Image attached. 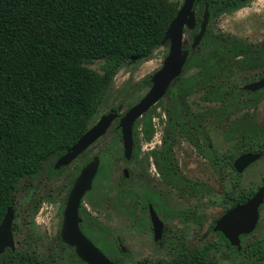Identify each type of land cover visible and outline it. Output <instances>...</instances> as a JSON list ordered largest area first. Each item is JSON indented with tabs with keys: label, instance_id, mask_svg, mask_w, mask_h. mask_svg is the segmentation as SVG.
Returning <instances> with one entry per match:
<instances>
[{
	"label": "rangeland",
	"instance_id": "obj_1",
	"mask_svg": "<svg viewBox=\"0 0 264 264\" xmlns=\"http://www.w3.org/2000/svg\"><path fill=\"white\" fill-rule=\"evenodd\" d=\"M173 1L182 5L184 0ZM204 1L211 5L207 30L200 43L189 48L192 53L180 80L174 81L166 95L136 121L132 159H124L122 132L119 121L115 120L106 134L89 147L86 156H79L60 174L44 172L31 184L20 188L14 218L18 228L14 250L38 255V264H88L79 259L72 246L59 244V233L69 182L89 158L99 155L98 172L91 190L82 200L81 215L85 217L84 228L88 232L96 231L90 238L117 264L169 259L181 248L188 252L208 251L204 264L253 262L249 253L256 246H264V202L255 230L241 238L242 253L228 247L212 225L234 206L226 202L228 193H251L252 196L264 186V91L255 94L250 106L236 108L224 118H220V111L231 98L217 100L216 94L212 95L213 99L205 97H210V89L222 86L236 89L264 75V59L251 69L240 61L245 55L233 56L224 63L222 57L216 56L222 47L238 42L252 43L259 50L264 47V0H232L221 6L218 0ZM201 15L202 12H197L199 21L193 30H199ZM193 30L185 31V48L193 41ZM168 51L167 42L147 59L120 65L103 100L91 114L88 128L114 106H121L120 114H124L136 103L150 88L146 80H151L152 74L162 66ZM103 63L104 60L96 59L89 67L102 73ZM192 75L209 79L203 85L185 86L183 83ZM176 95L182 99L181 108L176 106ZM186 104L192 112L207 115L202 127L192 125V117L185 123L186 116L183 117L184 127L174 125V121L168 125L178 169L188 180L169 184L158 174L155 151L165 136L163 129L168 114L176 112L177 122L178 111L183 113ZM226 107L229 109V105ZM216 115L221 121H215ZM248 150L262 154L243 172L236 171L227 159L234 161ZM124 168L128 169V178L123 175ZM148 190L159 195L158 214L165 224L163 238L157 241L148 209L142 205ZM34 205H38L36 212H33ZM173 242L178 245L174 250L169 247ZM0 264L4 263L0 260Z\"/></svg>",
	"mask_w": 264,
	"mask_h": 264
},
{
	"label": "trees",
	"instance_id": "obj_2",
	"mask_svg": "<svg viewBox=\"0 0 264 264\" xmlns=\"http://www.w3.org/2000/svg\"><path fill=\"white\" fill-rule=\"evenodd\" d=\"M218 1L221 6L232 0ZM201 2L198 14L203 12L205 1ZM198 3L199 0L195 5ZM180 7L181 3L173 0H0V223L10 206L15 218L20 188L44 172L60 174L67 168L55 169L56 159L88 129L89 118L119 66L147 59L163 45L162 38ZM239 54L245 55L241 63L252 69L264 59V47L259 50L252 43L238 42L222 47L216 56L222 57L224 63ZM96 59L104 60L102 73L89 67ZM180 78L181 75L174 81ZM146 81L151 84L150 79ZM218 89L225 96L233 92L222 86L214 89L215 93ZM183 117L184 112H179L174 125L184 127ZM166 138L157 153L163 178L175 185L186 183L173 156L172 142ZM88 152L89 148L80 156ZM227 160L232 166L233 158ZM77 175L69 182L70 188ZM250 197L251 193H228L226 202L232 206ZM146 202L158 207L151 195L142 202L143 208H147ZM33 207L36 212L38 205ZM84 225L85 217L81 229L88 237L96 234L94 230L88 232ZM214 225L215 222L212 229ZM17 230L14 221V235ZM218 233L228 247L244 252L231 245L222 232ZM59 244L64 245L60 233ZM169 247L174 250L178 245L173 242ZM206 252L181 248L169 259L142 260L138 264H204ZM249 254L251 264L264 263V246L254 247ZM0 260L4 264L39 263L38 255L10 248L0 253Z\"/></svg>",
	"mask_w": 264,
	"mask_h": 264
},
{
	"label": "water",
	"instance_id": "obj_3",
	"mask_svg": "<svg viewBox=\"0 0 264 264\" xmlns=\"http://www.w3.org/2000/svg\"><path fill=\"white\" fill-rule=\"evenodd\" d=\"M197 0H184L176 16L169 24L163 38L162 44L169 43V51L163 60L162 66L151 76V86L148 91L132 106H130L120 117L121 106L112 108L104 113L92 126H90L71 145L64 154L55 161L54 168L71 164L93 143L102 137L113 122L119 118V127L122 132L124 145V156L131 159L134 148L133 128L144 113L163 98L174 80L181 75L189 56V49L184 47L185 28L193 29L196 26L195 3ZM210 19L208 5L202 16L198 33L193 37L191 47L195 48L203 38ZM252 91L264 87V77L247 83L244 86ZM261 152L249 151L240 154L233 162L238 172H243L251 163L260 158ZM100 165V156L94 155L80 170L71 186L63 211V223L60 229V237L64 243L75 248L80 259L88 264H117L113 261L95 242L89 238L81 229L80 223L83 218L80 215V207L86 193L91 190L93 181L97 175ZM125 175L128 169L124 168ZM264 202V186L259 189L244 203L236 204L228 208L215 222L214 231L222 232L229 243L238 250L241 249V235L252 233L260 218V207ZM150 215L154 230V239L162 238L164 223L150 204ZM14 209L8 207L0 223V253L7 248H16L13 232ZM125 251V248L122 247Z\"/></svg>",
	"mask_w": 264,
	"mask_h": 264
},
{
	"label": "flooded vegetation",
	"instance_id": "obj_4",
	"mask_svg": "<svg viewBox=\"0 0 264 264\" xmlns=\"http://www.w3.org/2000/svg\"><path fill=\"white\" fill-rule=\"evenodd\" d=\"M248 1H251V0H248ZM208 5V9H209V12H210V4L207 2V1H205L204 2V8H203V12H202V15H201V17H200V22H199V29H200V25H201V21H202V16H203V14H204V12H205V9H206V6ZM197 5H195V10H196V20H197V23H196V26H197V24H198V19H197ZM223 12H225V11H223ZM222 12V13H223ZM210 16H211V13H210ZM209 21H210V19H209ZM195 26V27H196ZM194 27V28H195ZM193 28V29H194ZM193 29H191V30H193ZM187 30V28H185V31ZM198 31L199 30H197L195 33H194V36L198 33ZM189 48H192L191 47V45H190V47ZM188 48V49H189ZM189 52H190V50H189ZM181 75H182V73H181ZM262 77H264V75H262V76H260V77H258L256 80H259V79H261ZM199 80H198V78H197V75H192V76H189L188 77V81H189V84H191V86H195V85H198V84H201V85H203V84H205L206 83V81L209 79V78H207V77H204V75H199ZM256 80H254V81H256ZM199 81V83H197ZM250 82H252V81H250ZM250 82H247V83H250ZM247 83H244L242 86H240V87H237L236 89L233 87L232 88V90H233V92H232V94L231 95H229V96H227L228 98H231L230 99V101L228 102L229 104H226V105H229V109H228V107H226L225 108V106H222V109H221V111H220V118H224L225 116H227L228 115V113L230 112V111H233V110H235L236 108H238V110H240V109H242V108H244V107H246V106H250L251 105V101L253 100H255V98H256V93L258 94V93H260L261 91H264V87H262V88H259L258 90H254V91H252V90H250V89H246L244 86L247 84ZM188 84V85H189ZM207 85V84H206ZM235 86V85H234ZM170 88V87H169ZM169 90V89H168ZM206 90H209V88H207L206 87ZM215 91L216 90H213V89H210V93H215ZM216 94V98L215 99H217V100H225V98H226V96L225 95H223V91H221V90H218V92H216L215 93ZM187 95V94H186ZM177 97V98H176ZM176 97H175V100H176V106L178 107V108H181L182 106H181V104H179V102H181L182 101V99H178V96L176 95ZM205 98H208V99H213L212 98V94H210V97H205ZM162 99V98H161ZM160 99V100H161ZM241 103V104H240ZM179 104V105H178ZM231 105V106H230ZM154 106V105H153ZM152 106V107H153ZM183 111H184V116H186L187 117V119H185V123H187V121H189L188 119H189V117L192 119V120H190V121H192L191 123H192V125H194V126H196V125H198V126H203V123H202V121L204 120V118H205V116L207 115V113H202V112H192L191 110H190V108H188V104H186V107H185V109H183ZM178 112H181V110L179 109V111ZM176 112L174 113V112H172V113H169L168 114V116H167V123L165 124V128L163 129V133L165 134V136H162V139H161V146L159 147V148H157V150L155 151V159H156V161H155V163L158 165V168H159V172H158V174H160L161 175V177H162V179L165 181V179L163 178V175H162V173H161V171H160V163H159V160H158V152L160 151V150H162L163 149V147H164V144H165V139H167L166 137H168V140H169V142L171 141L170 139H169V134H170V131H169V126L168 125H170V122L171 121H173L174 120V118H175V116H176ZM178 115H179V113H178ZM196 118H198V120L196 119ZM216 118L217 119H215V121L216 122H219V121H221L220 119H218V115H216ZM188 124V123H187ZM189 127V126H188ZM200 129V128H199ZM134 137V136H133ZM172 145V144H171ZM133 150H134V148H133ZM172 151H173V147H172ZM245 152H249V151H245ZM245 152H243V153H245ZM242 154V153H241ZM240 155V154H239ZM238 155V156H239ZM173 156H174V153H173ZM237 156V157H238ZM125 157V156H124ZM236 157V158H237ZM235 158V159H236ZM92 159V158H91ZM126 159V158H125ZM131 159H132V157H131ZM131 159H126L127 161H130ZM234 159V160H235ZM234 162V161H233ZM252 164V163H251ZM250 164V165H251ZM68 166V165H67ZM84 166V165H83ZM232 166H233V163H232ZM233 168H234V166H233ZM235 169V168H234ZM236 170V169H235ZM123 175L126 177V178H128V176H129V172H128V174L127 175H125V173H124V169H123ZM165 182H167V181H165ZM167 183H169V182H167ZM169 184H171V183H169ZM147 191V190H146ZM147 193V198H146V200H148V196H152V198L153 199H155L156 200V205H157V202H158V198H159V195L157 194V192H152V191H150V190H148V192H146ZM147 203V209H148V212H149V216H150V220H151V215H150V209H149V206H150V204L153 206V208L155 209V211L157 212V214H158V211H159V209H157L158 207H156L155 205H154V203L153 202H146ZM158 206V205H157ZM158 216H159V214H158ZM160 217V216H159ZM161 219V218H160ZM162 220V219H161ZM83 221V220H82ZM163 221V220H162ZM164 223V222H163ZM151 224H152V220H151ZM152 230H153V224H152ZM84 232V231H83ZM164 232H165V224H164V231H163V235H164ZM15 236V235H14ZM153 236H154V230H153ZM90 238V237H89ZM162 238H163V236H162ZM161 238V239H162ZM118 240H120V238L118 237ZM160 240V239H159ZM75 249V248H74Z\"/></svg>",
	"mask_w": 264,
	"mask_h": 264
}]
</instances>
